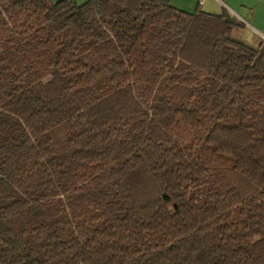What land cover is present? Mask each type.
<instances>
[{
    "label": "trees",
    "instance_id": "1",
    "mask_svg": "<svg viewBox=\"0 0 264 264\" xmlns=\"http://www.w3.org/2000/svg\"><path fill=\"white\" fill-rule=\"evenodd\" d=\"M168 0H0V264H264V41Z\"/></svg>",
    "mask_w": 264,
    "mask_h": 264
},
{
    "label": "crops",
    "instance_id": "2",
    "mask_svg": "<svg viewBox=\"0 0 264 264\" xmlns=\"http://www.w3.org/2000/svg\"><path fill=\"white\" fill-rule=\"evenodd\" d=\"M173 6L193 12L229 11L241 24L231 30L233 38L251 45L264 41V0H168Z\"/></svg>",
    "mask_w": 264,
    "mask_h": 264
},
{
    "label": "rangeland",
    "instance_id": "3",
    "mask_svg": "<svg viewBox=\"0 0 264 264\" xmlns=\"http://www.w3.org/2000/svg\"><path fill=\"white\" fill-rule=\"evenodd\" d=\"M52 1H57V0H52ZM78 3H81V2H83V1H85V0H76Z\"/></svg>",
    "mask_w": 264,
    "mask_h": 264
}]
</instances>
